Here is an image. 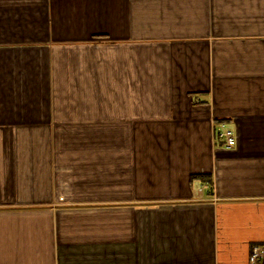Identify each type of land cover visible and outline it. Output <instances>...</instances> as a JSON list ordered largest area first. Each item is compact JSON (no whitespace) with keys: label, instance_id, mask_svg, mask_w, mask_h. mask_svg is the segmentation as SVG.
Returning a JSON list of instances; mask_svg holds the SVG:
<instances>
[{"label":"crops","instance_id":"obj_1","mask_svg":"<svg viewBox=\"0 0 264 264\" xmlns=\"http://www.w3.org/2000/svg\"><path fill=\"white\" fill-rule=\"evenodd\" d=\"M258 244L264 0H0V264H252Z\"/></svg>","mask_w":264,"mask_h":264},{"label":"built area","instance_id":"obj_2","mask_svg":"<svg viewBox=\"0 0 264 264\" xmlns=\"http://www.w3.org/2000/svg\"><path fill=\"white\" fill-rule=\"evenodd\" d=\"M216 140L225 144L226 147H234L237 144L236 135L233 130L225 128L218 132ZM250 261L252 264L264 262V244L253 246Z\"/></svg>","mask_w":264,"mask_h":264},{"label":"trees","instance_id":"obj_3","mask_svg":"<svg viewBox=\"0 0 264 264\" xmlns=\"http://www.w3.org/2000/svg\"><path fill=\"white\" fill-rule=\"evenodd\" d=\"M203 178H205V177L203 176Z\"/></svg>","mask_w":264,"mask_h":264}]
</instances>
